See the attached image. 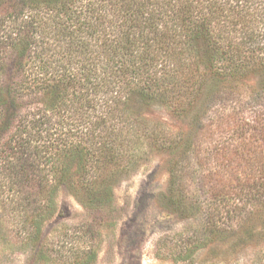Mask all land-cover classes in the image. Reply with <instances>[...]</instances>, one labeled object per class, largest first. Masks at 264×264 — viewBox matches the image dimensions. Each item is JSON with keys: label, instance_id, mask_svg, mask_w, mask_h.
Segmentation results:
<instances>
[{"label": "trees", "instance_id": "1", "mask_svg": "<svg viewBox=\"0 0 264 264\" xmlns=\"http://www.w3.org/2000/svg\"><path fill=\"white\" fill-rule=\"evenodd\" d=\"M263 1L0 0V196L17 211L23 237L39 236L59 191L101 211L112 205L114 185L144 160L146 146L178 149L141 107L182 114L207 77L238 84L263 71ZM259 80L245 102L252 117L216 148L206 176L213 216L224 217L213 223L217 235L254 220L264 227ZM200 162L195 168L205 167ZM79 234L85 240L88 232L81 227ZM79 255L72 264L96 258L91 247ZM180 260L194 264L190 252Z\"/></svg>", "mask_w": 264, "mask_h": 264}, {"label": "rangeland", "instance_id": "2", "mask_svg": "<svg viewBox=\"0 0 264 264\" xmlns=\"http://www.w3.org/2000/svg\"><path fill=\"white\" fill-rule=\"evenodd\" d=\"M256 75L238 84L207 77L201 95L182 114L169 106L141 107L149 125L180 146L173 152L146 146L141 164L114 185L106 209L87 210L61 190L39 236L23 237L17 211L0 196V264H72L86 247L96 252L93 264H190L180 260L188 252L194 264H264V227L256 220L232 234H215L213 223L222 215L213 216L215 199L206 178L216 163L213 152L238 136L255 111L245 102L264 80V68ZM220 87L229 96L218 95ZM197 160L203 169L195 168ZM230 194L222 196L226 203ZM181 197V206L173 204ZM81 227L88 232L85 240L79 238Z\"/></svg>", "mask_w": 264, "mask_h": 264}]
</instances>
